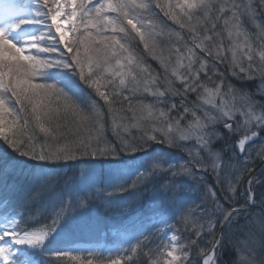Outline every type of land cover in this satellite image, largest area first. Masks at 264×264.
I'll list each match as a JSON object with an SVG mask.
<instances>
[{
  "label": "snow or ice",
  "instance_id": "6c2138e0",
  "mask_svg": "<svg viewBox=\"0 0 264 264\" xmlns=\"http://www.w3.org/2000/svg\"><path fill=\"white\" fill-rule=\"evenodd\" d=\"M154 9L185 33H175L178 44L169 49L168 56L162 50L157 54V37L166 29L157 31L151 15ZM258 16L264 17V0H222L219 4L214 0H0V142L26 160L49 165L80 161L68 178L43 170L26 175L15 161L0 162V200L5 202L0 205L4 214L0 264H58L69 256L80 264H94L92 259L72 256L69 250L52 249L54 234L65 224L83 220V215L76 214L86 213L101 199V193L112 195L101 186L105 172L92 160L133 154L153 145L175 149L183 158L163 164L162 157H153L151 166L131 183L114 189L120 193L134 190L135 199L118 205L105 200L99 213L138 212L147 206L159 215L175 209L174 222L185 227L173 229L169 243L159 246L157 253L163 260H152L149 249V264H229L222 257L226 248L235 251L233 229L239 226L242 214L249 207L264 206V173L258 175L256 167L257 161L264 167V151L244 160L245 167L226 174L233 159L230 152L250 157L247 146L264 139V51L260 52V64L254 66L255 50L243 19L264 40V23ZM219 21L221 31L217 30ZM167 32L171 35L172 29ZM133 44L142 46L140 56L134 54ZM146 58L157 61L163 72L154 74L151 65L144 62ZM226 62L232 77L244 80L258 76L260 80L259 102L253 94L241 96L248 105L246 111L224 99L236 95L217 67ZM53 72L70 73L90 94L82 100L66 90L59 78L45 79ZM191 95L211 106L215 114L197 115L199 105L186 106ZM137 96L141 99L133 105ZM145 96L153 102L145 103ZM125 102L127 109L114 107ZM189 115L192 120L182 126ZM238 116H243L242 122ZM106 118L114 141L105 135ZM129 118L136 121L131 127L141 130L139 136L121 134V129L129 132V125L123 123ZM227 138L233 143L215 150ZM161 175L164 178L153 185V178ZM185 177L202 190L201 203L196 205L201 215L199 227L192 233L196 239L181 245L175 232L198 222L189 203L180 206L187 191ZM70 184L73 192L83 194L64 195L61 189ZM50 206L55 211L48 214ZM31 207L41 209L42 221L50 222L37 223L17 210ZM138 226L137 217L128 216L125 230ZM260 228L264 230V218ZM148 240L144 236L135 244L129 243L127 249L117 250L115 258L98 257L99 264H136L134 257ZM230 264L256 261L237 259Z\"/></svg>",
  "mask_w": 264,
  "mask_h": 264
},
{
  "label": "rangeland",
  "instance_id": "374dc122",
  "mask_svg": "<svg viewBox=\"0 0 264 264\" xmlns=\"http://www.w3.org/2000/svg\"><path fill=\"white\" fill-rule=\"evenodd\" d=\"M239 1L241 2V0H239ZM176 2H177V0H173V3H176ZM243 2H246V0H243ZM257 20L259 22L264 23V17L258 16ZM245 27H246V29H249V27H247V26H245ZM250 36H251L252 46H253V48L255 50L254 53H253V55H254V66H258L260 64V52L264 51V40L261 39L260 33H258V35L250 33ZM158 40H160L159 36L157 37V41ZM162 40L164 42L160 43V45L163 48V47H165L164 46L165 42L166 43L173 42L176 39L173 36L169 35V36L165 37ZM228 43H229L228 39H225V45L226 46H227ZM169 49H171V46H168L166 48V51L168 52ZM228 56H231L230 52L228 53ZM246 64H247V61H245V65ZM217 67L220 70H222L223 64H218ZM213 79L215 80V77ZM247 80H248V82L245 85H242V90H241L242 91V95H244V94H253V99L256 100L257 102H259L260 101V99H259L260 96L256 94L258 92V85L260 84V80H259L258 76H256L254 80L253 79L251 81H249V79H247ZM216 82L218 83L219 81L216 80ZM255 82L258 83V85ZM229 83H231V82H229ZM231 84H233V83H231ZM249 86H251L250 87V89L252 90L251 93L248 92V87ZM208 87H212V82L211 81L208 84ZM235 90H236V95H237V96L235 95V98H233L231 95H228V96H225L224 99L228 101L229 105H231L232 103H235L236 107L238 109H240L241 112L248 110L247 103L245 102V100L240 99L238 97L239 96V91L237 89H235ZM223 91L226 92L227 89L225 88V89H223ZM7 95H10V94H7ZM102 102L103 101H101L99 103H102ZM177 102H179V100H177ZM216 102H217V104L220 103L219 98L217 99ZM132 104L135 105V103H132ZM193 105H199L200 106V110L197 112V115L201 116V118H203V115H204L205 112H207L209 114H213V115L215 114V112L211 108V106L203 104V101L200 100L196 95H191L187 99L186 106H190V108H191ZM240 105L243 106V107H240ZM255 111H256V114H259L260 110L257 108V109H255ZM125 113H126L125 115H129V114L131 115L130 112H125ZM172 117H173V119H175L176 114L173 113ZM238 119L242 122L243 116H238ZM191 120H192V117H191V115H189L184 121H182V126L186 125ZM134 123H136V121L132 120L131 123L129 124V126H131ZM124 124H128V122L124 121ZM254 144H256V145H254L249 150H247V151H251V153H252V156H250V157L246 156V157H248L250 159L254 158L258 152H261V148H262L264 142L261 143V141L259 140L258 143H254ZM159 146H161V147L158 148L156 153H158V152L163 150V145H159ZM227 146H229V144L225 145L224 147H227ZM165 148H167V147H165ZM219 148L220 147L217 146V148L215 150L218 151ZM253 149H255V150H253ZM194 151H195V149H194ZM176 153H177V151H176ZM135 154H137V153H135ZM144 154H145V152L140 151V152H138L137 157H140V158H142V160L146 161L144 159ZM158 154H161V152L158 153ZM178 155H180L182 157V154L178 153ZM229 155L233 156V159L231 161V163H232L231 164V168L233 170L235 168L239 169V168L245 167V165H242L239 161L235 160L236 157L234 156L235 155L234 153L230 152ZM128 156H132V155H128ZM225 160H227V157H225ZM149 162H150V160L148 158L147 161H146V164H151ZM78 164L79 163H77L76 168L78 167ZM92 164L96 168L100 169V167L96 164V161H92ZM234 164H237L238 166H236V165L234 166ZM64 174L65 173H63V175ZM197 175H200V173H197ZM66 178H68V177H66ZM190 181H192L195 184V187L192 188V189H188L187 191L197 190L196 188L199 185H198V183H196L193 180L187 179L186 186H188L190 184ZM194 194H198L199 195V191H198V193L196 192ZM110 197L113 200L115 199V195H111ZM124 200L127 201L128 198L126 199L124 197ZM256 204H257V202H256ZM191 207L193 208V206H191ZM256 207L257 206L249 207L248 210H247V215L244 216L245 219L242 220L239 223V226L237 228L235 227L233 229V240L235 241V249H236V251H235L233 257L231 259H229V264H230L231 261H234V260H237V259H239L240 261H244L246 259H252V260L256 261V264H259V262L261 260H264V246H263L264 245V241H263L264 240V230H262L260 228V220L262 218H264V214H263V216L259 214L260 212H264V207H262V208L261 207L256 208ZM192 211H193L194 217L197 218V221H198V218L201 215L200 209L198 207H195L194 209H192ZM177 225L179 227L178 229H181V228L185 227L184 225H181V224H177ZM198 227H199V221L195 225L187 226V228H186L187 232H184V231L183 232L178 231L177 233L175 232V234L177 235V237L179 239V243L181 244V242H182L181 245H183V244L187 243V241L189 239H196V237L194 235H192V233ZM204 227L206 229L207 228V224H205ZM176 228H177V226H176ZM180 240H181V242H180ZM152 257H153L152 260H156V259L163 260V258H164L163 256H160L157 252H154ZM134 258H140V256L136 255Z\"/></svg>",
  "mask_w": 264,
  "mask_h": 264
},
{
  "label": "trees",
  "instance_id": "16d2710c",
  "mask_svg": "<svg viewBox=\"0 0 264 264\" xmlns=\"http://www.w3.org/2000/svg\"><path fill=\"white\" fill-rule=\"evenodd\" d=\"M218 24H220V22H217ZM218 31H221L222 30V28H218L217 29ZM224 39H227V34L226 33H224ZM158 43H159V45H160V42H159V40L157 41ZM175 43V44H174ZM168 43H166V45H164L165 47H163L162 48V46L160 45V49L158 50V52H157V54H160V52H161V50H162V52H163V55L164 54H166V48L168 47V46H172L173 47V45H177L178 44V41H173V42H169V44L167 45ZM134 47H135V52L137 53V55H141V49H142V46H136L135 44H134ZM228 61H230V58H229V56H228ZM145 63H147V64H149V65H151V68L154 70V74L155 73H162L163 72V69H161L160 67H159V64H158V62L157 61H154V60H152L151 58H146V60L144 61ZM221 72H223L224 74H225V82L226 83H228L227 82V77L228 76H230L231 74H230V64L228 63V62H226L225 64H223V68H222V70H220ZM118 83V82H117ZM210 83V81L208 82V83H206L207 84V86H208V84ZM111 90H115V89H111ZM138 99H141V97H139V96H137L135 99H133L132 100V103H135L136 104V102H137V100ZM142 99L144 100V102L145 103H152L150 100H148V99H151V97H148V96H145V97H142ZM114 107H116V108H121V107H123V108H125V109H127V102H125L123 105H121V104H116V105H114ZM124 114H126V113H124ZM127 116H129V117H131V115L129 114V115H127ZM133 119H131V118H129L128 120H126L127 122H128V124L127 125H129L130 123H131V121H132ZM123 123H124V121H123ZM105 126H106V129L108 130L107 132H109L108 134V139L109 140H111V141H114L115 140V137L113 136V133H112V130H111V122L109 121L107 124L105 123ZM147 126V125H146ZM121 131V134L123 135V136H125V137H127L129 134L130 135H132V136H139L140 134H141V130L140 129H136V128H132L131 126H129V132L128 133H125V132H123V129H121L120 130ZM1 144H3L2 142H0ZM6 146V145H5ZM122 154H127V153H122ZM120 156V155H119ZM118 156V157H119ZM14 157H16V158H19V159H22V160H24V161H26V158H24V157H17V155L16 154H14ZM104 158H112V157H104ZM25 168H27V165L25 166ZM67 170V167L66 168H59V169H55V171L54 172H56V171H66ZM67 188V187H66ZM66 188H63V189H61V191H62V193L65 195L66 194ZM257 203L259 204V201H257ZM261 207H264V206H261ZM142 208H144V207H142ZM256 208H259V207H256ZM100 209V206H99V204H97V201H95V202H93V204L91 205V207L89 208V210L86 212V213H83V215H90L94 210H99ZM260 215H262L263 216V214H264V212H260L259 213ZM148 235H150V237H149V240L147 241V246H146V248L144 249V250H142V251H140L138 254V256H140V255H146L148 252H149V249H151V252H152V248H159L158 246H157V244L158 245H161V244H163V241H161V240H158L157 242H156V240H157V236H153L151 233H148ZM264 241V240H263ZM264 246V245H263ZM232 252H233V250L230 248V249H225V251H224V255H223V257H222V260H224L225 262H229V259H231L232 258ZM147 256V255H146ZM146 258H148V256L146 257ZM151 258H152V256H151Z\"/></svg>",
  "mask_w": 264,
  "mask_h": 264
},
{
  "label": "bare ground",
  "instance_id": "6f19581e",
  "mask_svg": "<svg viewBox=\"0 0 264 264\" xmlns=\"http://www.w3.org/2000/svg\"><path fill=\"white\" fill-rule=\"evenodd\" d=\"M165 56H168L169 55V51L168 52H166V54H164ZM173 63H174V60H173ZM259 99H260V97H259ZM177 102V101H176ZM178 104H179V102H177ZM157 107H164L163 105H157ZM188 107H190V106H188ZM243 107V106H242ZM166 110V109H165ZM108 130L106 129V131H105V135L108 137V133L109 132H107ZM259 140L261 141V143H263L264 142V139H258V140H256L254 143H258L259 142ZM233 143V141L231 140V138H227L224 142H222V144H220V145H218V147H224L225 145H227V144H229V146L231 145ZM254 143H252V144H250V145H248L247 146V148H246V151L247 150H249L251 147H253L254 145H256V144H254ZM253 150H255V149H253ZM260 151V150H259ZM261 151H264V144H263V146H262V148H261ZM161 152V154H158V153H160ZM160 152H158V153H154L153 154V156H152V159H153V157H157V158H160V157H162L163 159H162V163L163 164H170V163H174V162H176L175 160H173L172 158H170L168 155H166L164 152H162V151H160ZM129 154H120V156H119V158H120V161H119V166H120V168H119V172L118 171H116V174L120 177V179H121V181L123 182V181H126V180H128V179H131V178H129V177H126V176H128L129 175V172H128V170L126 169V166L127 165H136V167L138 168V169H140V168H144L143 166H144V163L146 162V161H144V160H142V159H140V158H133V160L134 161H129L130 160V157L128 156ZM236 158H235V160L236 161H239L242 165H245L244 163H243V161L244 160H251L250 158H248V157H240V156H236V155H234ZM149 160L151 161V158L149 157ZM37 164L39 165L38 166V168L36 169L37 171H41V170H44V169H46L47 171H55V169L57 168V167H64V168H66L67 167V170L70 168V164H69V162H67V163H65V162H58V163H56V164H53V165H49V164H46V163H44V162H40V161H37ZM231 162H230V169H228V170H226V174H227V172L228 171H231V170H233L232 168H231ZM238 166L237 164H234V166ZM256 167H257V169H258V171H257V174L259 175V174H261V173H264V167H260L259 166V161H257L256 162ZM235 169H237V168H235ZM69 175V176H68ZM74 175V173L73 172H71V171H67L64 175H61L60 177L61 178H66V177H72ZM116 179H119L118 177L116 178ZM183 179V181H184V183H186L187 182V179L188 178H182ZM106 181L107 182H110V183H113L110 179H108V178H106ZM206 182L207 183H209V184H211L212 183V181L210 180V179H207L206 180ZM187 184V183H186ZM188 186H191V187H195V184L192 182V181H190V184L188 185ZM198 191H199V196H200V201H199V203H198V205L201 203V192H202V190L200 189V187L198 186L197 188H196ZM196 190V191H197ZM133 192H134V190H132ZM245 215H247V212L246 213H244V214H242V217H241V219H240V222L242 221V220H244L245 218H244V216ZM171 220V219H170ZM169 220V221H170ZM239 222V223H240ZM169 226H174V224L172 223V222H169V224H168ZM168 229H170L169 227H167ZM184 228V227H183ZM237 228V227H236ZM184 232H187L186 230L184 231ZM157 246L159 247L160 245H158L157 244ZM235 251H236V249H235ZM235 251H233L232 252V257H233V255H234V253H235Z\"/></svg>",
  "mask_w": 264,
  "mask_h": 264
}]
</instances>
